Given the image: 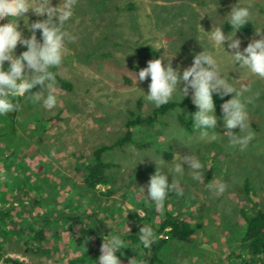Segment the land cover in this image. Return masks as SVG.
Here are the masks:
<instances>
[{"label": "rangeland", "instance_id": "rangeland-1", "mask_svg": "<svg viewBox=\"0 0 264 264\" xmlns=\"http://www.w3.org/2000/svg\"><path fill=\"white\" fill-rule=\"evenodd\" d=\"M237 3L250 9V33L238 30L234 37L241 41L242 51L252 39H260L256 29L264 33V0H77L66 23L75 41L66 45L61 66L52 69L71 89H62L57 81L55 108L24 98L13 119L0 116V264H11L7 259L20 264H98L103 237L110 232L125 243L117 252L121 264L134 258L137 264L143 251L127 237H139L140 227L156 226L166 214L202 226L191 244L169 241L162 264L250 262L241 241L242 213L254 208L246 185L264 210V79L231 58L227 41L224 50L208 34L217 26L225 35L236 31L228 15ZM59 4L52 0L53 7ZM43 18L30 11L19 21L20 29L29 37L26 26ZM7 22L6 18L0 24ZM36 34L39 39L40 31ZM203 48L213 53L233 87L248 84L252 92L245 95L260 93L248 105L255 138L247 148L230 147L223 136L201 139L190 115L197 108L190 101L192 107L170 110L155 126L134 129L137 139L148 141L147 148L136 143L106 151L102 157L110 164L111 183L94 191L84 189L76 168L92 162L96 148L121 137L131 113L145 116L156 107L145 99L150 78L139 82L140 70L133 67L143 69L163 55L174 68L180 65L182 74ZM26 50L18 45L16 55ZM185 98L191 100V93ZM185 98L177 88L170 101ZM214 114L217 128L208 131L223 135V114L216 109ZM189 152L205 165L204 181L194 180L184 165V175L177 177L184 194L169 192L158 209L146 199L150 176L157 166L170 169L180 162L179 156L173 161L175 155ZM213 180L227 185L223 194L209 189ZM74 211L94 217L93 242L86 249L74 246L66 222L57 218ZM45 218L50 219L46 238L34 244L33 231Z\"/></svg>", "mask_w": 264, "mask_h": 264}, {"label": "clouds", "instance_id": "clouds-1", "mask_svg": "<svg viewBox=\"0 0 264 264\" xmlns=\"http://www.w3.org/2000/svg\"><path fill=\"white\" fill-rule=\"evenodd\" d=\"M76 4L77 0H60L59 6L53 7L52 0H0V21L6 18L8 21L0 24V116L21 110V97L33 104L42 103L46 109L57 106V80L52 69L61 66L67 52L66 45L75 41V37L66 29V23L73 16ZM30 11L36 17L46 18L28 24L26 27L31 35L26 37L20 29L19 21ZM228 16L231 28L236 31L225 35L222 27L217 26L208 33L211 40L223 49L227 41L231 54L227 53L231 58L253 75L264 79V33L256 29V35L260 36V39H252L241 51V41L234 37L236 32L249 22L250 9L237 3L231 7ZM37 30L41 33L39 39ZM18 45L27 50L16 55ZM5 62H9L7 68ZM148 78L150 83L145 99L156 107L169 103L177 88L183 98L191 93V101L197 111L190 115L201 139L214 141L223 136L227 138L230 147L239 146L244 150L255 138V133L250 128L248 105L254 103L260 93L245 95L252 92L248 84L241 85L239 89L233 87L229 78L222 73L221 65L212 52L203 48V51L194 54L192 64L184 68L182 74L180 65L174 68L172 60L168 61L162 55L159 59L148 61L147 67L139 71V82L142 83ZM138 81L136 74V84ZM37 86L40 90L34 92L33 89ZM214 93L221 99L233 94L231 99L221 105L225 129L223 135L208 131L217 128ZM235 129H239V132L235 133ZM52 155L55 156V151ZM178 156L179 163H174L170 169L157 166L155 173L150 176L146 199L154 202L158 209L163 207L169 192H175L178 196L184 194L177 178L184 175V165H187L194 180L204 181L205 165L196 155L191 152L185 155L177 154L173 161ZM169 176L172 178L171 183L168 182ZM208 187L220 195L225 192L227 185L213 180L208 183ZM139 191L145 194L144 187L139 188ZM90 239L92 237H88L87 243ZM157 239L153 228L146 224L140 227L139 240L144 248H150ZM121 249H125L123 239L110 232L103 237L98 264H121L117 256ZM129 264H136V258L131 259Z\"/></svg>", "mask_w": 264, "mask_h": 264}, {"label": "trees", "instance_id": "trees-1", "mask_svg": "<svg viewBox=\"0 0 264 264\" xmlns=\"http://www.w3.org/2000/svg\"><path fill=\"white\" fill-rule=\"evenodd\" d=\"M132 8V6H128ZM241 32L249 34L250 24L249 22L245 24L241 29ZM134 70H141L140 68L133 67ZM59 86L62 89L70 90L71 86L65 81L56 78ZM24 97L19 98V102L23 101ZM231 99L230 96H225L223 99L217 94L213 95V100L215 104V109L222 112L221 105ZM190 98H185L181 102L170 101L169 103L153 108L149 114L142 116L139 114L131 113L130 117L125 122V132L119 137L115 142L96 148L93 151L92 162L82 164L76 168L77 175L80 177L84 189L88 191H94L97 186H108L111 183L110 177L108 176V170L110 164L103 160V154L108 150L121 149L127 144H136L138 147L144 148L148 147V141H143L142 139H137L135 137V128L144 129L147 127H153L160 121V119L177 107H192L190 105ZM17 112V111H16ZM16 112L10 113L9 117L14 118ZM52 122L56 121V117L52 119ZM183 122V121H182ZM180 122V124H183ZM185 125V124H183ZM186 127V126H185ZM245 193L249 198L251 205H253V211L251 213L243 212L242 217L244 221V230L242 235L243 248L250 258L248 264L261 263L264 259V210L257 207L252 191H248V186H245ZM61 220L66 222V232L70 236L74 246L81 249H86L93 242V223L94 217L88 215L86 211H74V212H62L60 216ZM50 222V219H43V225L39 230H35L33 243L42 242L46 237L47 229H45ZM200 224H192L191 220L188 218H177L170 214H166L156 226H153L158 239L150 247L144 248L139 240L138 236L130 235L127 237L129 242L135 244L139 243L143 255L138 259L137 264H162V253L164 248L168 245L169 241H175L181 244H191L196 231L200 230ZM57 231V229H56ZM21 232V231H20ZM88 237H92L87 243ZM87 243V245H86ZM86 245V247H84ZM7 262L11 264H20L11 259H7ZM261 264H264L261 263Z\"/></svg>", "mask_w": 264, "mask_h": 264}]
</instances>
